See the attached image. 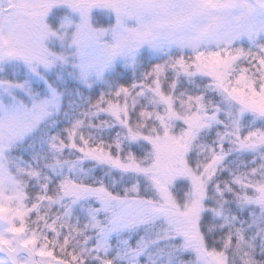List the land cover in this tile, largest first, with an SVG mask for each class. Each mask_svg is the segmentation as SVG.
<instances>
[{"label":"snow or ice","instance_id":"obj_1","mask_svg":"<svg viewBox=\"0 0 264 264\" xmlns=\"http://www.w3.org/2000/svg\"><path fill=\"white\" fill-rule=\"evenodd\" d=\"M0 264H264V0H0Z\"/></svg>","mask_w":264,"mask_h":264},{"label":"trees","instance_id":"obj_2","mask_svg":"<svg viewBox=\"0 0 264 264\" xmlns=\"http://www.w3.org/2000/svg\"><path fill=\"white\" fill-rule=\"evenodd\" d=\"M147 70H150V68H146L141 65L136 68H128L126 70L127 74L124 78H115L107 76L104 82L95 84L91 88H87L82 85L79 87L68 88L67 93L64 97L63 110L56 117V123L51 125V133L56 134L61 132L63 129L67 128L72 121H74L78 117H81L82 113L86 111L90 106V102H95L100 97V95L106 92L113 91L116 87H119L120 85L129 86L132 83L139 81L140 79H142L144 72ZM54 83L56 82L54 81ZM74 83L78 82L74 81ZM57 86L60 87L61 90H64L63 85H59L57 83ZM188 87H195V85H190ZM108 132V129H104L102 130L101 134L105 138H107ZM34 151L35 154L39 157V163L42 167H44L47 163L51 162L47 144H45L44 146H40V144H37ZM248 158L250 159L251 157ZM232 163L233 157H230L229 164ZM88 166L89 165H85V167ZM45 171H47L46 168ZM34 187L37 191H39V184L35 185ZM216 231H218V229L213 227V232ZM217 240H219V237H217Z\"/></svg>","mask_w":264,"mask_h":264},{"label":"rangeland","instance_id":"obj_3","mask_svg":"<svg viewBox=\"0 0 264 264\" xmlns=\"http://www.w3.org/2000/svg\"><path fill=\"white\" fill-rule=\"evenodd\" d=\"M129 68H132V67H129ZM106 77H107V76H106ZM102 82H104V80L96 81V82H94V83L92 84V86L95 85V84L102 83ZM37 91H40V89H37Z\"/></svg>","mask_w":264,"mask_h":264}]
</instances>
